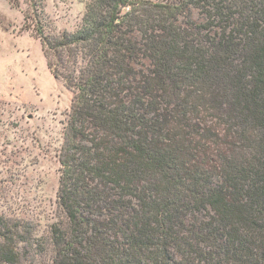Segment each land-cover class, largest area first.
Returning <instances> with one entry per match:
<instances>
[{
    "label": "trees",
    "instance_id": "obj_1",
    "mask_svg": "<svg viewBox=\"0 0 264 264\" xmlns=\"http://www.w3.org/2000/svg\"><path fill=\"white\" fill-rule=\"evenodd\" d=\"M8 3L72 100L54 221L0 214V264H264V0H91L61 32Z\"/></svg>",
    "mask_w": 264,
    "mask_h": 264
},
{
    "label": "rangeland",
    "instance_id": "obj_2",
    "mask_svg": "<svg viewBox=\"0 0 264 264\" xmlns=\"http://www.w3.org/2000/svg\"><path fill=\"white\" fill-rule=\"evenodd\" d=\"M57 31H73L91 0H44ZM24 2V1H20ZM0 0V214L46 233L56 213L58 152L72 93L57 81L23 10ZM191 19L200 21L196 11Z\"/></svg>",
    "mask_w": 264,
    "mask_h": 264
}]
</instances>
